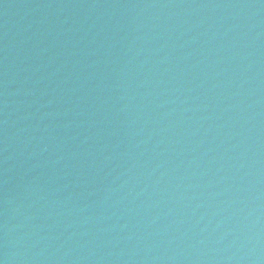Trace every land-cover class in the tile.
<instances>
[{
  "label": "water",
  "instance_id": "water-1",
  "mask_svg": "<svg viewBox=\"0 0 264 264\" xmlns=\"http://www.w3.org/2000/svg\"><path fill=\"white\" fill-rule=\"evenodd\" d=\"M0 264H264V0H0Z\"/></svg>",
  "mask_w": 264,
  "mask_h": 264
}]
</instances>
